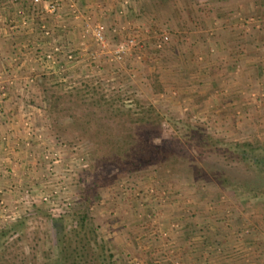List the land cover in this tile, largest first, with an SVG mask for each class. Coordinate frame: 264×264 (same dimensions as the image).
I'll return each mask as SVG.
<instances>
[{"label":"rangeland","instance_id":"obj_1","mask_svg":"<svg viewBox=\"0 0 264 264\" xmlns=\"http://www.w3.org/2000/svg\"><path fill=\"white\" fill-rule=\"evenodd\" d=\"M13 10L33 29L0 82V262L55 264L79 213L116 264H264V204L224 179L264 182L233 147L264 142V43L231 54L264 32V0Z\"/></svg>","mask_w":264,"mask_h":264},{"label":"trees","instance_id":"obj_2","mask_svg":"<svg viewBox=\"0 0 264 264\" xmlns=\"http://www.w3.org/2000/svg\"><path fill=\"white\" fill-rule=\"evenodd\" d=\"M74 90L81 91L79 88H75ZM196 137L203 139L202 135H197ZM205 137L211 140L209 135ZM233 147L238 161L259 176V178L264 179V142L254 144L246 141L243 143H235ZM224 179L225 185L230 186L239 198L245 199L246 196L249 198L254 196L258 197L257 201L264 204V182L260 183V186L257 185V188H249L247 187V182L244 180L237 179V181L233 182L227 180L228 178ZM48 218L52 224L65 219L60 214L57 217L48 216ZM69 222L70 228L62 232L61 246L57 252L55 264H79V261L85 262L84 264H116L114 260L108 258L103 244L97 240L94 232L88 228L89 224L85 220L84 215H80L79 213L71 214ZM13 235V229L9 233L8 230H5L0 233V238L4 237L7 239V237H12ZM0 264L2 263L0 262ZM29 264L36 263L31 262Z\"/></svg>","mask_w":264,"mask_h":264},{"label":"crops","instance_id":"obj_3","mask_svg":"<svg viewBox=\"0 0 264 264\" xmlns=\"http://www.w3.org/2000/svg\"><path fill=\"white\" fill-rule=\"evenodd\" d=\"M13 1H16L14 5L12 4ZM18 3L19 0H0V62H2L0 66V82L6 80L5 77L8 73L9 67H13V63L14 64L17 63L14 62L12 55L13 54L15 55V52L17 50L26 51L28 49L27 48L29 44L28 39L32 34L33 27L30 21H28L27 25H23L21 24V22L17 24V21L15 19H12V17H14L16 13L15 10H13V7L15 5H18ZM234 15H238V14L235 13ZM240 37L241 36H239L240 40L238 39L237 41H235V47H233L234 50L231 53L232 56H234L235 59L246 57L248 61H250L251 63L256 62L257 60L256 58H254V54L257 53L258 49L260 48L259 43L261 44L264 43V32L262 30H259V32L257 30H252L248 33H245L243 38ZM236 38H238V36H235V39ZM254 38H256V41H253ZM241 42L244 43L242 44V46H241ZM240 46L241 48H239ZM228 47L231 48V46ZM261 64L264 65V62ZM21 66L22 64H20V66L17 67V72L19 74H20L19 70ZM243 71H244V82L249 83L251 80H253L252 77L248 76L245 70ZM256 78L257 80H259L258 78L261 77L256 76ZM14 92L12 91V89L6 88V95L8 96V98H10V100L14 98ZM3 96L4 95L0 94L1 98ZM3 102L6 103L7 100L6 101L4 100ZM6 112L5 111L3 112L4 114H6L4 118H9L8 113Z\"/></svg>","mask_w":264,"mask_h":264},{"label":"built area","instance_id":"obj_4","mask_svg":"<svg viewBox=\"0 0 264 264\" xmlns=\"http://www.w3.org/2000/svg\"><path fill=\"white\" fill-rule=\"evenodd\" d=\"M35 1H37V0H35ZM101 30H102V26H98V28H97V30H96V35L98 36V37H101L102 35H101Z\"/></svg>","mask_w":264,"mask_h":264}]
</instances>
